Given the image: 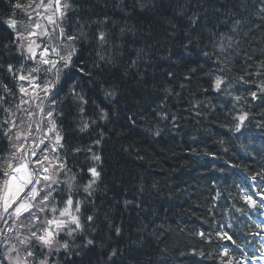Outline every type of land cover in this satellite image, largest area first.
Masks as SVG:
<instances>
[{
    "label": "trees",
    "instance_id": "16d2710c",
    "mask_svg": "<svg viewBox=\"0 0 264 264\" xmlns=\"http://www.w3.org/2000/svg\"><path fill=\"white\" fill-rule=\"evenodd\" d=\"M70 2L75 8L69 13L70 24L76 18L91 21L107 16L110 21L106 27L112 33H118L124 25L135 30L125 36L128 43L123 57L117 58L118 65L109 66L98 78L92 64L95 51L89 46L84 53V67L93 72V79L85 78L88 83L84 84V91L89 99L85 115L94 113L99 105L109 111L110 122L105 125L102 143L93 147L102 157L98 168L102 169L101 183L91 206L100 217L90 235L95 245L81 257H74L76 264H219L216 257L222 249L217 244L225 242L219 241L215 232L221 225L231 233L260 232L253 221L264 224V211L248 210L241 215L233 207L247 208L238 199L237 187L245 176L239 168L231 167L236 164L247 168L249 174L264 170V102L251 101L246 91L256 90L255 85L264 81V75L246 76L252 81L249 85L233 84L232 95L249 99L248 103L241 100L237 107L250 115L242 133L230 132L221 124L235 123L228 116L235 102L231 96L212 91L210 82L217 66L203 52L215 50L208 28L216 24L214 30L225 32L234 19H241L236 34L239 55L234 58V72L244 74L247 68L255 73L264 61V13L259 11L264 0H141L148 2L143 10L135 0ZM178 6L184 7L183 16L177 15ZM192 12L200 15L194 27L189 26L187 19ZM218 18H227L228 25L217 24ZM112 21H116L115 27L111 26ZM96 27L92 24L91 30L94 32ZM189 35L193 39L185 47ZM9 38L0 26V45ZM140 47L147 49V55L136 68H129L131 59L136 58L134 49ZM245 54L252 59L246 61ZM191 67L196 72L186 81L184 74ZM169 72L174 74L172 78ZM113 86L116 97L106 99L102 89ZM166 89L173 94L168 95ZM197 100L206 101L207 106L192 109L190 102ZM161 104L168 119H160L154 111ZM197 111L202 114L197 115ZM173 114L177 117L175 121ZM77 120L75 109L65 101L61 127L68 145L92 144L101 122L81 133ZM156 129L161 132L158 137L151 134ZM125 147L128 151H124ZM85 156L83 152L76 156L80 169L93 163ZM72 162L70 155L69 165ZM84 179L87 180L86 174ZM246 185L252 183L245 180L240 186ZM125 199L136 203L125 207ZM229 224L233 226L231 229L227 227ZM116 227L121 229L119 236ZM198 230L211 232L213 242L207 244L194 235ZM263 236L261 232L245 244L252 259L260 254ZM193 247L203 251L206 258L180 255ZM113 248L118 254L109 260ZM229 251L239 256L231 248ZM209 254L213 258H207Z\"/></svg>",
    "mask_w": 264,
    "mask_h": 264
},
{
    "label": "snow or ice",
    "instance_id": "6c2138e0",
    "mask_svg": "<svg viewBox=\"0 0 264 264\" xmlns=\"http://www.w3.org/2000/svg\"><path fill=\"white\" fill-rule=\"evenodd\" d=\"M135 2L141 10L148 7V2ZM73 11L75 8L70 0H0V26L10 37L0 45V264H76L74 257H81L85 250L95 245L90 235L95 232L100 217L91 206L95 204L94 196L101 183L102 169L98 168L102 157L93 151V147L104 140L110 114L106 108L96 105L94 113L85 115L89 99L84 84L93 79V72L84 67V53L89 46L95 51L92 64L98 78L109 66L118 65L117 58L123 57L128 43L125 36L134 34L135 30L124 25L118 33H112L106 27L110 21L107 16L91 21L76 18L75 23L70 24L69 13ZM176 11L177 15L183 16L185 9L178 6ZM259 11L264 13V7ZM199 18L198 12H192L187 17L189 26H196ZM92 24L97 25L94 32ZM217 24L228 25V19L218 18ZM241 25V19H234L225 32L214 30L217 25H212L207 31L214 40L215 50L203 52L217 66L210 82L212 91L231 96L235 102L233 110L228 113L235 123L231 126L221 124L233 133H242L249 120L250 113L237 107L241 100L248 103L250 97L251 101L264 102V81L255 85L256 90L246 89L248 97L232 95L231 92L233 84L252 83L246 76L264 75V61L260 62L255 73L247 68L244 74L234 72V58L239 55L236 34ZM111 26L115 27L116 21H112ZM172 27L175 29L176 26ZM192 39L189 35L184 46L187 47ZM134 52L136 58L131 59L129 68H136L147 55L144 47L136 48ZM244 58L246 61L252 59L247 54ZM195 72L196 68H189L184 80L190 81ZM173 75L168 73L169 78ZM102 91L109 100L117 94L114 86ZM166 92L173 94L171 89ZM65 101L75 109L81 133L101 122L92 144L68 145L61 127ZM190 104L195 110L206 105V101H191ZM163 108L164 104H161L159 110L154 111L165 120L168 116ZM196 114L202 113L197 111ZM176 119L173 114L172 120ZM151 134L158 137L161 132L156 129ZM124 151L128 148L125 147ZM81 152L93 162L85 169H80L76 163V156ZM70 155L73 158L71 165ZM231 167L239 168L245 180L253 182L258 189L252 191L250 185L241 187L245 180L237 184L238 199L247 208L233 205L236 212L245 215L248 210L264 211V187L260 186L264 184V170L249 174L247 168L236 164ZM219 196L218 191L216 198ZM123 203L128 207L136 202L125 199ZM253 224L261 231L230 233L221 225L215 232L218 240L225 242L217 244L222 249L216 257L219 264H250L252 257L245 251V244L250 242L249 238L254 239L264 232V224L255 221ZM227 227L231 229L233 226L229 224ZM115 233L117 236L121 234L120 227L115 228ZM194 235L207 244L213 242L211 232L198 230ZM230 248L239 256L230 254ZM117 254L118 250L113 248L108 259ZM180 255L206 258L205 253L195 247ZM260 256L264 257V245ZM207 258L213 257L209 254Z\"/></svg>",
    "mask_w": 264,
    "mask_h": 264
}]
</instances>
